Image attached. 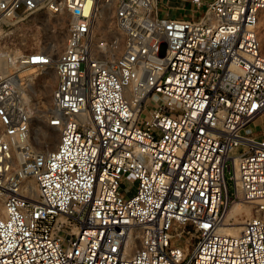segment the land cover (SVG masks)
I'll list each match as a JSON object with an SVG mask.
<instances>
[{
    "label": "built area",
    "instance_id": "obj_1",
    "mask_svg": "<svg viewBox=\"0 0 264 264\" xmlns=\"http://www.w3.org/2000/svg\"><path fill=\"white\" fill-rule=\"evenodd\" d=\"M184 1L0 0V264H264V0Z\"/></svg>",
    "mask_w": 264,
    "mask_h": 264
},
{
    "label": "rangeland",
    "instance_id": "obj_2",
    "mask_svg": "<svg viewBox=\"0 0 264 264\" xmlns=\"http://www.w3.org/2000/svg\"><path fill=\"white\" fill-rule=\"evenodd\" d=\"M65 32V29H64ZM15 36H18V29L13 33ZM62 34L58 32V35L55 36V41L58 47H61L62 44ZM258 36L260 41L264 46V10L261 13L258 22ZM28 71L32 70V79L35 84H39V90L36 91V96L32 97V102L34 103L33 109V119H32V131H31V141L32 145L39 150H50L55 147L57 141L55 143H51L48 139V135L56 134L58 135V130L56 128H49L45 125L44 118L42 116V112L44 108H48L51 104L50 101V93L53 89L55 82L53 78L42 79V72L37 69H27ZM25 73V72H24ZM23 73V74H24ZM261 126V121L259 119L256 120L255 126L250 127L249 130L257 131ZM52 145V146H51ZM131 178H127L124 182L127 190L131 187V192L134 191V184L131 182ZM229 187L231 185L229 183ZM249 216V215H246Z\"/></svg>",
    "mask_w": 264,
    "mask_h": 264
},
{
    "label": "crops",
    "instance_id": "obj_3",
    "mask_svg": "<svg viewBox=\"0 0 264 264\" xmlns=\"http://www.w3.org/2000/svg\"><path fill=\"white\" fill-rule=\"evenodd\" d=\"M159 10V14H166L169 17L188 18L196 17L200 14L198 11L194 12L190 3L184 0H159Z\"/></svg>",
    "mask_w": 264,
    "mask_h": 264
},
{
    "label": "bare ground",
    "instance_id": "obj_4",
    "mask_svg": "<svg viewBox=\"0 0 264 264\" xmlns=\"http://www.w3.org/2000/svg\"><path fill=\"white\" fill-rule=\"evenodd\" d=\"M24 72H25V73H24ZM23 73H24V75H27L29 78H32V70H31V71H28L27 69H24V70H23ZM48 139H49V141H50L51 143H55V142L57 141V139H58V135H56V134L48 135ZM51 146H52V145H51ZM239 208H242V207H241V206H240V207H236L235 210H238ZM244 209H245L247 215H249V209H247V207H244ZM233 212H234V211H233ZM233 212L231 211V212L229 213V216H231V215L233 214ZM242 222H243V221H239L238 223H236V224L233 226L232 231L235 232V233L238 232V231L241 229V224H242Z\"/></svg>",
    "mask_w": 264,
    "mask_h": 264
}]
</instances>
